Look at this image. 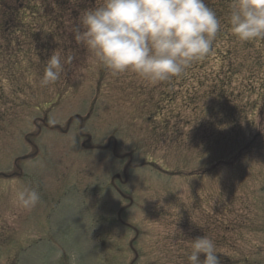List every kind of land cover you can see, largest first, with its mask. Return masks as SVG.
<instances>
[{"label": "rangeland", "instance_id": "rangeland-1", "mask_svg": "<svg viewBox=\"0 0 264 264\" xmlns=\"http://www.w3.org/2000/svg\"><path fill=\"white\" fill-rule=\"evenodd\" d=\"M82 10L0 0V264H189L204 235L221 264H264L258 52L233 38L181 78L113 76L73 39ZM54 50L68 62L42 87Z\"/></svg>", "mask_w": 264, "mask_h": 264}, {"label": "clouds", "instance_id": "clouds-1", "mask_svg": "<svg viewBox=\"0 0 264 264\" xmlns=\"http://www.w3.org/2000/svg\"><path fill=\"white\" fill-rule=\"evenodd\" d=\"M223 27L240 43H264V0H229L226 25L205 0H100L82 10L72 31L94 65L113 76L131 73L158 84L185 76L207 57ZM67 62L54 50L40 85L59 81ZM40 199L37 188L24 186L12 203L30 211ZM218 254L215 242L204 235L191 240L187 259L189 264H221ZM68 255L70 264H80L75 250Z\"/></svg>", "mask_w": 264, "mask_h": 264}, {"label": "trees", "instance_id": "trees-1", "mask_svg": "<svg viewBox=\"0 0 264 264\" xmlns=\"http://www.w3.org/2000/svg\"><path fill=\"white\" fill-rule=\"evenodd\" d=\"M74 5L77 7V9L81 8V9H85L86 6H90V2L91 0H71ZM54 2H56V0H54ZM205 3L207 4L208 7L212 8L218 15V17L221 19L222 21V25H226L227 24V20H228V13H229V1H224V0H219L217 3H214V2H210L209 0H205ZM61 4H63L64 6L66 5L65 2H61ZM56 6V5H55ZM58 7V6H56ZM23 8V6L21 5V9ZM29 7L25 6L24 9H28ZM33 11L36 10L35 8H32ZM35 14V12L33 13ZM7 25V23H6ZM233 35L231 34L230 31H228V29L226 27H223L222 28V31L218 34L217 36V39L214 43V46L215 44H217V42H226L227 41H230V40H233ZM243 44L242 46L248 48V49H255L257 52H258V56L261 58L260 59V64L261 65L260 67H264V43H241ZM214 49V47H213ZM212 49L211 53L214 51ZM211 53L205 57L204 59L202 60H199V61H207L209 60L210 56H211ZM224 57V54L221 55V58ZM196 64V62L194 63V65ZM231 67V66H230ZM231 70L230 71H227V73L224 72V76L225 75H231ZM219 73V72H218ZM262 75L264 77V70L262 71ZM219 78H222V77H219ZM218 78V79H219ZM222 82V81H221ZM224 87H225V84H224ZM224 87H222V89H219L221 92H223L225 89ZM224 89V90H223ZM259 90L261 92V99H262V102L264 103V82H261V86L259 87ZM211 92H212V89H211ZM263 111V109L260 110L259 114Z\"/></svg>", "mask_w": 264, "mask_h": 264}]
</instances>
